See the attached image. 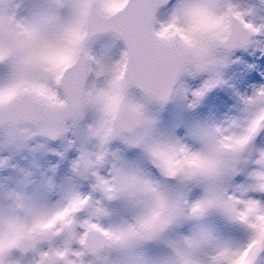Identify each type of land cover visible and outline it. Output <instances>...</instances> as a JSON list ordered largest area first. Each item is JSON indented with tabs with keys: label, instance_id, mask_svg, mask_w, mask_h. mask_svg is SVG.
Listing matches in <instances>:
<instances>
[{
	"label": "clouds",
	"instance_id": "obj_1",
	"mask_svg": "<svg viewBox=\"0 0 264 264\" xmlns=\"http://www.w3.org/2000/svg\"><path fill=\"white\" fill-rule=\"evenodd\" d=\"M138 2L122 0L123 10L110 13L109 0H32L21 15L22 0H0V134L9 144L25 143L83 126L92 145L74 165L77 176L92 180V194L70 188L53 207L23 190L4 197L0 264H121L113 252L131 241L164 238L179 217L215 211L243 224L238 214L252 199L226 190L223 181L251 158L253 137L264 127V88L242 98L250 115L207 126L190 146L152 130L148 106L162 98L141 82L166 85L167 98L181 74L207 73L193 93L198 99L217 83L227 54L264 25L254 23V7L244 0H176L165 18L157 12L170 0H146L141 38L129 42L122 31ZM102 35L114 39L97 55L93 44ZM116 40L125 47L114 56ZM115 140L141 148L164 177L201 185L202 198L190 205L154 183L110 150ZM251 162L254 190L264 193V151ZM117 201L129 218L105 226L106 205ZM168 247L161 264H228L241 248L204 233Z\"/></svg>",
	"mask_w": 264,
	"mask_h": 264
},
{
	"label": "rangeland",
	"instance_id": "obj_2",
	"mask_svg": "<svg viewBox=\"0 0 264 264\" xmlns=\"http://www.w3.org/2000/svg\"><path fill=\"white\" fill-rule=\"evenodd\" d=\"M244 2L254 7L252 16L254 23L264 25V5L257 8L253 3H250L251 1L246 0ZM31 8L32 0H22L19 13L24 15ZM166 16L167 14L160 13L158 18H165ZM113 39L109 35L98 37L93 44L94 54L103 53ZM120 49L121 46L116 40L115 47L112 49L113 55L115 56L116 52L119 53ZM243 50L263 58L264 31L254 36L249 46ZM251 62L254 63L250 64L240 56V52L236 53L234 51L227 54L225 62L218 69L215 85L219 86L220 90L216 97L212 98V107L219 106L220 109L218 110L227 118L223 125L250 115V113L245 112L242 98L252 96L257 89L264 88L263 73H261L263 75L262 81H254V78L264 69V65L260 66L259 62H255V60H251ZM252 74L254 75L253 79ZM190 78L199 80V83L192 88L193 93L199 90L204 81L207 80L204 74L195 77L181 74L180 81L183 84L190 83L193 85L195 80L190 82ZM179 92L180 89L178 88L174 100L175 105L171 109H162L159 107L160 104H149L148 116L151 121V128L156 133H163L173 139L194 146L196 137L201 131L214 124L213 118L210 115L189 116L186 101L183 99L182 93L179 94ZM215 112L217 111L213 110L212 113ZM82 132L83 126L80 129L69 128L68 131L61 133L56 138L37 136L25 143L17 141L11 144L6 142L3 135L0 134V203L12 191L20 190L26 191L32 196L35 194L37 199L48 207L55 206L70 188H75L77 191L79 189L82 195L92 194V180H84L77 176L74 171L75 162L80 156L82 148L92 147L85 138L82 142ZM115 141L116 144L110 150L121 157L126 164L140 169L154 183L180 193L190 205L197 203L202 198L203 188L201 185L195 183L181 185L177 181L164 177L147 161L143 152L137 157L123 156L122 154L129 152L124 148L125 143L120 140ZM130 146L139 148L133 145ZM250 149L251 158L249 162L241 163L234 171L241 176L239 185H234L231 182L233 172L224 178L223 184L226 190L236 192L244 199L259 201L261 205H264V193L255 191L253 187L252 173L257 166L251 162L260 151H264V127L257 130ZM152 172H155L157 176H162L168 183L162 184L156 177L155 180L150 176ZM232 180H235V177H232ZM241 186L244 193L239 188ZM108 209L111 214L104 219L105 226L114 225L117 218H119L117 224L123 219L129 218V213L123 204L119 208ZM86 218V214L83 213L80 220ZM200 233L207 234L219 244L234 248L245 246L251 237V232L246 225L219 212L209 211L200 216L179 217L169 228L164 238L131 241L125 247L115 251L116 257L114 258L119 259L121 264H161V261L169 252V243L180 246L185 239ZM253 264H264V257L260 255L258 257L257 253L253 259Z\"/></svg>",
	"mask_w": 264,
	"mask_h": 264
},
{
	"label": "snow or ice",
	"instance_id": "obj_3",
	"mask_svg": "<svg viewBox=\"0 0 264 264\" xmlns=\"http://www.w3.org/2000/svg\"><path fill=\"white\" fill-rule=\"evenodd\" d=\"M124 5L127 4V0H123ZM146 0H139L134 5L126 17V29L122 31L129 42L137 41L141 38V26L140 18L143 13L146 12L144 4ZM111 12L122 11V0H109V6L107 9ZM143 86L149 87L158 92L160 97L166 98L167 86L161 85L156 88L150 82L142 81ZM255 131V130H254ZM199 206L194 207L193 211H196ZM239 220L247 226L251 232V237L247 244L241 248H238L233 255L235 259H230L228 264H253L255 255L264 250V205H261L259 201H248L245 205V209L238 214ZM57 220L63 219V214L56 217ZM95 228V225L91 226Z\"/></svg>",
	"mask_w": 264,
	"mask_h": 264
},
{
	"label": "bare ground",
	"instance_id": "obj_4",
	"mask_svg": "<svg viewBox=\"0 0 264 264\" xmlns=\"http://www.w3.org/2000/svg\"><path fill=\"white\" fill-rule=\"evenodd\" d=\"M119 53L117 52L115 55H118Z\"/></svg>",
	"mask_w": 264,
	"mask_h": 264
}]
</instances>
